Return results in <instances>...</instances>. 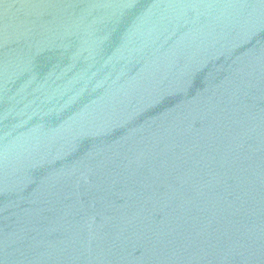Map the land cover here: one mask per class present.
<instances>
[{"label":"water","instance_id":"water-1","mask_svg":"<svg viewBox=\"0 0 264 264\" xmlns=\"http://www.w3.org/2000/svg\"><path fill=\"white\" fill-rule=\"evenodd\" d=\"M0 264H264V0H0Z\"/></svg>","mask_w":264,"mask_h":264}]
</instances>
